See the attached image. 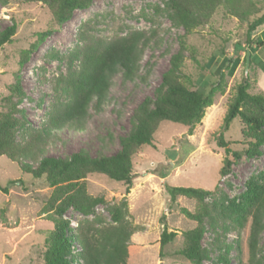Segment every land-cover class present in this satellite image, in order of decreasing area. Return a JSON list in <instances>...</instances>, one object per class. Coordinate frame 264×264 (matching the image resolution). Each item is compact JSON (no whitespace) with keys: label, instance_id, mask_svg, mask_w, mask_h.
Masks as SVG:
<instances>
[{"label":"rangeland","instance_id":"1","mask_svg":"<svg viewBox=\"0 0 264 264\" xmlns=\"http://www.w3.org/2000/svg\"><path fill=\"white\" fill-rule=\"evenodd\" d=\"M247 10L245 16L237 17L220 6L207 24L185 35L187 50L181 72L189 79L191 89L206 93L219 80L218 71L223 72L222 89L215 90L212 104L205 108L191 133L186 125L161 121L152 145L141 146L132 156L133 178L128 189L124 182L103 174H88L86 192L102 195L106 203L98 204L89 215L72 207L63 215L72 228L79 220L108 224L111 219L107 206L125 199L127 219L136 227L128 243L127 264H192L178 252L183 243L182 233L196 225L182 208L193 211L195 201L184 196L171 199L167 187L214 190L207 201L218 202L225 196L224 204L229 206L239 205L252 195L257 198L262 189L264 142L258 148L259 154L247 156L249 139L245 136L244 124L236 117L224 128L223 120L235 86L244 78L250 93L264 95V46L250 52L245 74L246 36L257 38L264 31V23L251 32L248 25L264 13V0H249ZM170 14L165 0H92L87 8L75 10L67 21L57 25L48 8L40 2L11 0L6 6H0V29L12 22L16 24L12 39L0 48V111L6 110L4 98L18 72L25 93L19 108L24 110L27 126L41 125L54 99V79L66 69V62L53 56L66 55L74 48L78 43L77 30L85 20H96L92 34L103 38L145 30L153 37L144 47L137 75L125 80L121 73L114 74L100 110L90 107L79 129L53 131L42 152L64 156L84 148L91 155L98 152L112 155L119 149V138L131 127L132 110L145 96H153L161 74L169 65L170 55L179 48V36L184 30L171 21ZM47 29H52L51 33L19 67L21 51L36 39L39 31ZM21 136L19 132L16 139L22 140ZM219 136L226 142L225 146L217 144ZM225 148L229 151L225 152ZM234 152L240 156L235 157ZM226 157L233 163L222 176L220 170ZM23 162L36 165L29 158ZM0 185L7 188L0 190V264H42L44 239L53 227L54 216L42 208L52 188L43 176L32 177L23 172L19 163L4 155L0 156ZM217 222L216 230L205 222L202 245L210 250V259L203 264H211V260L223 256L227 264H245L249 221L240 226L232 218L220 216ZM164 227L176 232V236L161 246L159 240ZM257 260L264 264V229Z\"/></svg>","mask_w":264,"mask_h":264},{"label":"trees","instance_id":"2","mask_svg":"<svg viewBox=\"0 0 264 264\" xmlns=\"http://www.w3.org/2000/svg\"><path fill=\"white\" fill-rule=\"evenodd\" d=\"M11 0H0L6 6ZM25 3L40 2L50 11L54 22L61 25L77 9L87 8L92 0H19ZM171 9V21L182 27L184 34L179 36V48L170 55L169 65L161 74L153 96H145L132 110L131 127L119 138V149L112 155L98 152L91 155L80 148L64 156L43 155L45 144L53 131L62 128L79 129L85 123L89 108L98 111L107 98V92L114 74L121 73L123 79L132 80L138 73L144 47L151 40L152 33L145 30H130L109 38L93 36L96 20H85L76 33L78 43L66 55H52L58 61L66 62L64 73H60L53 83L54 99L49 105L46 118L36 128L27 126V119L19 104L25 98L20 84L19 73L9 86V94L4 98L6 110L0 111V156L19 163L23 172L34 178L44 177L52 188L42 210L54 216L53 227L45 236V249L42 264H127L128 243L136 227L127 219L128 207L125 199L107 206L111 222L96 224L94 220H79L75 228L63 218L70 207L83 215L93 213L98 204L106 203L102 195L92 196L86 192L85 178L88 174H103L108 178L124 182L127 189L132 183V156L143 145H152L153 135L163 120L192 127L204 115L205 108L212 104L215 90L222 89L223 72L218 71L219 80L212 83L206 92L191 89L189 79L181 72L184 52L187 50L184 38L198 26L208 23L215 10L222 6L237 17L248 13L249 0H165ZM156 10L158 8L156 7ZM264 23V13L255 17L248 25V32ZM16 24L0 29V48L12 39ZM52 29L39 31L36 39L21 51L19 67L30 53L37 49ZM247 50L264 46V31L257 38L246 36ZM246 59V57H245ZM246 78L235 86V94L224 115V128L238 117L245 126L248 147L247 156L259 154V146L264 142V95L250 93ZM21 132L22 140H17ZM219 146L226 142L221 136ZM229 149L225 148V152ZM235 157L240 154L234 152ZM29 158L35 166L23 162ZM233 160L224 159L220 170L227 174ZM0 190L7 188L0 185ZM171 199L184 196L195 201V209L182 212L196 225L185 230L179 254L192 264H203L210 259V250L202 245L205 222L212 229L219 227L218 218L230 217L238 225L249 221L247 237V260L245 264H259L260 234L264 229V184L257 198L254 195L241 204L225 205L226 197L210 203L207 198L214 190L191 186L167 187ZM221 208L222 210H218ZM227 207V208H226ZM221 227V226H220ZM227 229V226H224ZM176 232L164 227L160 235L161 246L171 242ZM217 241V240H216ZM227 259L218 257L211 264H227Z\"/></svg>","mask_w":264,"mask_h":264},{"label":"water","instance_id":"3","mask_svg":"<svg viewBox=\"0 0 264 264\" xmlns=\"http://www.w3.org/2000/svg\"><path fill=\"white\" fill-rule=\"evenodd\" d=\"M249 54H250V51L247 50L246 51V68H245V74H246V69H247V65H248V62H249Z\"/></svg>","mask_w":264,"mask_h":264}]
</instances>
